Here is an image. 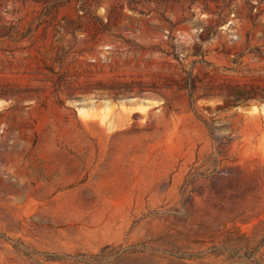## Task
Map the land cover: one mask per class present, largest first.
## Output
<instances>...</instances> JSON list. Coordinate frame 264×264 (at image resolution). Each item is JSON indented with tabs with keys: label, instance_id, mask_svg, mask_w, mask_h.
Listing matches in <instances>:
<instances>
[{
	"label": "rangeland",
	"instance_id": "1",
	"mask_svg": "<svg viewBox=\"0 0 264 264\" xmlns=\"http://www.w3.org/2000/svg\"><path fill=\"white\" fill-rule=\"evenodd\" d=\"M0 264H264V0H0Z\"/></svg>",
	"mask_w": 264,
	"mask_h": 264
}]
</instances>
